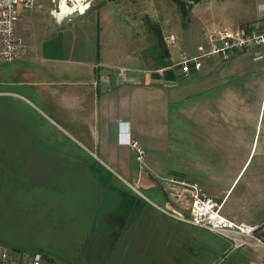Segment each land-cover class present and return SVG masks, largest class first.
<instances>
[{
    "label": "rangeland",
    "instance_id": "rangeland-1",
    "mask_svg": "<svg viewBox=\"0 0 264 264\" xmlns=\"http://www.w3.org/2000/svg\"><path fill=\"white\" fill-rule=\"evenodd\" d=\"M108 1L113 0L93 1L85 18V43L76 41L70 45L79 49L71 53L74 56L81 54V44L85 46V68L90 62L100 64L102 75L114 77L116 70L124 67L136 76L133 54L149 56L153 45L155 55L160 51L154 32L148 27L150 20L163 24L165 36L175 39L170 59L174 65H178L182 55L198 54L197 48L206 45V34L216 29L209 20L206 1L182 0L185 13L172 0L114 1L113 4L135 5L131 13L135 29L142 32L143 21L146 23L143 30L148 35L137 36L122 25L124 20L130 21L126 18L129 11L123 7L113 13L123 17L121 21L117 17L116 21L120 22L115 27L104 25L101 15L106 13L103 7ZM194 4L198 6L193 9ZM213 15L221 18V13ZM77 25L68 27L76 29ZM21 40L24 43L22 36ZM216 60V57L208 58L197 77L179 76V87L153 83L158 88L145 90L143 85L150 84L148 81L140 86L123 83L107 95L105 105L119 102L123 112L127 108L132 110L135 103V94L125 90L136 87L142 90L135 113L137 142L145 151L142 164L136 161L129 146L114 153L107 146V142L113 145V138H106L110 135L100 132L105 99L96 96V89L87 81L86 70L83 86L70 84V72L57 77L59 84L51 86L53 77L42 72L39 80L53 94L42 99L35 97L34 89L26 84L8 86L3 81L0 84V252L12 257L39 252L44 264H97L85 254V164L111 166L112 169L106 167L93 175L128 182L153 175L156 177L152 181L157 183L165 178H192L196 152L193 122L201 106L195 101L204 104L208 100L209 63ZM15 65L0 64V69ZM31 66L41 70L46 64L36 61ZM64 67L72 66L68 63ZM3 73L0 71V77ZM171 90L173 94L169 96ZM252 142L253 135L244 143L245 150L256 147L257 139ZM124 165L131 172L124 171ZM159 197L160 200H155L164 206V194L159 192ZM193 227L174 221L170 224L174 231ZM186 233L185 243L181 236L180 240L171 237V253L176 260H170V264L235 263L230 242H224L228 248L225 251L203 233L200 236L193 231ZM98 264L115 262L102 260Z\"/></svg>",
    "mask_w": 264,
    "mask_h": 264
},
{
    "label": "crops",
    "instance_id": "crops-1",
    "mask_svg": "<svg viewBox=\"0 0 264 264\" xmlns=\"http://www.w3.org/2000/svg\"><path fill=\"white\" fill-rule=\"evenodd\" d=\"M114 1L118 2L108 1L103 7V12H106L101 15L104 25L115 27L123 17L113 13L117 8L123 7L125 11H129V16L126 18H130V21L124 20L122 25L125 24L130 28L134 35L142 34L147 38V31L143 30L146 23L141 21L142 32L137 31L138 28L135 29L132 20L134 15L131 14L135 5L113 4ZM202 1L208 4L206 11L210 13L209 20L214 28H240L254 32L264 30V0ZM42 2L45 7L42 11L20 10L18 34L22 36L28 52L23 59L14 62L15 66L0 69L1 73L4 72L0 77V84L3 81H6L8 86L26 84L34 89L35 97L42 99L53 96L50 90L44 88L46 84L43 85L44 82L39 80L42 72L53 77L51 86L58 85L57 77L66 76L69 72L72 76L70 84L83 86L86 70L87 81L96 89V96L105 99L102 103L104 112L100 132L110 135L106 138H113L114 147L108 142L107 146L111 147L113 153L121 148H128L122 143L124 138L138 141L135 120L136 100L142 90L139 87L125 90L126 93L135 94L132 110L127 108L120 112L119 102L116 101L107 102L105 105L107 95L114 93L116 87H121L122 83L114 77L102 75L100 64L90 62L85 68V46L83 47L82 44L79 46L81 54L71 55L79 51L76 45L70 46L72 43L76 41L85 43V18L93 4L86 13L69 16L58 24L48 13V1L42 0ZM197 6L198 4H194L193 9ZM213 13L216 15L221 13V18H216ZM117 17H120V21H116ZM202 23L206 24L205 21ZM74 24H78L79 28L68 27ZM148 24L159 28L163 46L156 55L154 45L151 46L149 56L133 54L132 60L136 65L133 70L137 75L133 74L136 82L131 84L140 86L148 81L150 84L143 85L145 90L158 88L152 85L153 83L179 87L178 80L182 74L179 67L170 62L173 53L171 47L175 39L173 36H165L163 24L152 20ZM152 43L150 40L151 45ZM205 46L201 48L204 49ZM199 48L200 46L197 48L198 54L191 56L201 55L205 51ZM212 57H216L217 60L209 63L208 100L204 101V104L195 101L201 106L200 114L193 122L195 140L193 146L196 152L193 174L190 176L192 178L177 179L199 184L211 197L221 203V213L224 217L255 228L254 236L259 243H251L234 250L232 253L234 264H264V61L254 62L252 53L248 52L235 53L228 61L212 55L200 60L201 69L192 72V76L197 77L204 69L206 60ZM36 61L46 64V67H41V70L32 68L31 63ZM68 63L72 67H64ZM176 66L177 69H173ZM168 70L173 72L174 78L164 80L162 76ZM100 88L105 92L102 95L103 91L100 92ZM171 92L172 90L169 91V96L173 94ZM186 106L187 104L183 108ZM120 120L124 125L119 124ZM252 135V143L257 139L256 147L245 150L244 143ZM117 148L118 150H115ZM106 167L112 169L111 166L103 164H85V254L87 257L95 259L98 263L102 260L109 262L114 260L115 264H170V260H176L171 253V237L180 240L181 236L182 242L185 243L186 232L190 231L194 234L197 232L198 236L203 233L216 244H220L225 251L228 249L224 246L227 240L205 229L193 227L188 229L189 231L171 230V221H179L163 214L156 207L160 206L156 201L160 200L159 192L164 194L160 184L152 181L156 175L140 177V179L136 177L137 180L133 182L93 175L99 170H105ZM123 170L131 172L127 166Z\"/></svg>",
    "mask_w": 264,
    "mask_h": 264
},
{
    "label": "built area",
    "instance_id": "built-area-1",
    "mask_svg": "<svg viewBox=\"0 0 264 264\" xmlns=\"http://www.w3.org/2000/svg\"><path fill=\"white\" fill-rule=\"evenodd\" d=\"M48 13L58 24L67 17L82 15L91 7L94 0H46ZM42 0H0V63H14L28 52L18 34L20 10L42 11ZM207 50L201 55H182L178 67L182 76L188 78L192 72L201 69L200 60L216 55L228 61L235 53H252L254 62L264 61V30L247 31L240 28H216L206 34ZM203 50L201 47L199 50ZM115 79L120 83H135L133 73L124 67L115 72ZM120 125H124L119 121ZM135 152V159L142 164L145 151L140 144L130 138L123 142ZM165 196L164 206H156L168 217L194 227L217 234L231 243V250H237L251 243H259L254 236L255 228L245 223H236L221 213V203L211 197L197 183L177 178H165L160 181ZM0 264H44L39 252L12 257L0 252Z\"/></svg>",
    "mask_w": 264,
    "mask_h": 264
},
{
    "label": "trees",
    "instance_id": "trees-1",
    "mask_svg": "<svg viewBox=\"0 0 264 264\" xmlns=\"http://www.w3.org/2000/svg\"><path fill=\"white\" fill-rule=\"evenodd\" d=\"M172 1H174L175 3H177L180 6V9H181L182 13H185V6H184V3H183L182 0H172ZM192 1H193V3H197V2H199L201 0H192ZM149 27L154 32V35H155L156 42H157L158 46L159 47L163 46V39H162V36H161L159 28L156 25H153V24H149ZM162 78L166 79V80L173 79L174 78L173 72L170 71V70L165 71V73L162 76Z\"/></svg>",
    "mask_w": 264,
    "mask_h": 264
}]
</instances>
